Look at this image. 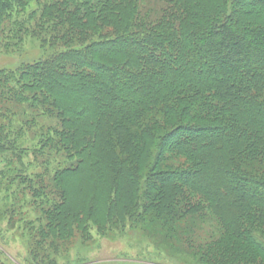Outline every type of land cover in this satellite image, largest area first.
I'll return each instance as SVG.
<instances>
[{"label": "trees", "instance_id": "trees-1", "mask_svg": "<svg viewBox=\"0 0 264 264\" xmlns=\"http://www.w3.org/2000/svg\"><path fill=\"white\" fill-rule=\"evenodd\" d=\"M26 43L0 69V190L52 196L43 238L129 224L264 264V0H0V54ZM34 130L41 173L9 169Z\"/></svg>", "mask_w": 264, "mask_h": 264}, {"label": "rangeland", "instance_id": "rangeland-1", "mask_svg": "<svg viewBox=\"0 0 264 264\" xmlns=\"http://www.w3.org/2000/svg\"><path fill=\"white\" fill-rule=\"evenodd\" d=\"M24 45L18 52L0 54V69H12L38 57L35 44ZM34 132L23 131L18 137H11L21 149L28 150L20 154L25 167L16 165L9 169L22 171L26 175L41 173L40 163L35 162L34 149L38 147V141L33 139ZM2 168L3 165L0 166ZM7 183L3 181L2 185L6 186ZM11 186L7 191L0 190V264H197L195 258L175 253L155 236L144 235L141 226L133 227L129 224L122 230L113 227L115 229L100 233L89 223L79 227L70 223L72 230L68 233L69 240L58 247L53 244V235H48L52 242L49 239L42 241L37 249L34 245L38 239L47 238H43L42 233L47 226V218L42 212L54 205L51 204L52 196L45 202L41 197L34 198L23 184L17 188L16 184ZM47 186L50 187L48 182ZM47 192L49 194V188ZM42 201L44 204H40ZM168 242L175 245L173 240L168 239Z\"/></svg>", "mask_w": 264, "mask_h": 264}]
</instances>
